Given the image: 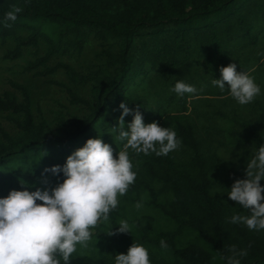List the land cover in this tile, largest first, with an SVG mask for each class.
I'll return each instance as SVG.
<instances>
[{
    "label": "trees",
    "instance_id": "obj_1",
    "mask_svg": "<svg viewBox=\"0 0 264 264\" xmlns=\"http://www.w3.org/2000/svg\"><path fill=\"white\" fill-rule=\"evenodd\" d=\"M13 4L22 11L6 20ZM8 37L15 43L6 57L44 43L45 53L25 69L42 75L62 69L72 87L89 85V94L66 86L82 113L60 115L58 134L35 120L28 88L9 81L0 112L13 115L15 131L0 125V198L24 186L34 191L62 183V172L44 170L63 167L89 138L99 136L116 156L126 143L113 130L121 103L139 107L145 124L170 127L182 141L167 156L128 150L135 183L70 264H115V255L127 254L132 243L148 250L151 264H227L231 245L247 249L241 264H264V231L230 223L233 214L248 212L227 195L264 143V0H0V40ZM93 38L100 48L85 72L64 62L49 65L54 55L82 54ZM229 63L255 78L261 94L254 102L240 105L227 86L221 92L212 85ZM181 79L198 92L178 96L171 89ZM131 120L125 117L126 128ZM124 219L131 233L108 236Z\"/></svg>",
    "mask_w": 264,
    "mask_h": 264
},
{
    "label": "clouds",
    "instance_id": "obj_2",
    "mask_svg": "<svg viewBox=\"0 0 264 264\" xmlns=\"http://www.w3.org/2000/svg\"><path fill=\"white\" fill-rule=\"evenodd\" d=\"M22 7L11 5L5 19L15 21ZM220 78L213 79L212 85L221 92L227 86L231 97L240 105H248L261 94L255 78L244 71H237L236 63L221 66ZM178 96L195 94L198 89L184 80H177L171 89ZM118 117L120 141H126L123 150L114 156L113 147L99 136L89 138L85 144L66 158V163L46 168L54 175L63 173L62 183L54 188L10 190L0 198V264H70L77 247L87 248L92 239V229L107 222L119 205V197L127 194L135 183L137 172L130 159L129 149L136 154L167 156L181 146V139L170 127L158 122L145 124L139 110L121 103ZM132 120L125 127V117ZM264 143L254 152L246 164L245 178L236 179L228 192L234 201L248 214H233L232 224H243L250 231H264ZM45 183L47 181L45 180ZM23 184V183H22ZM38 201L40 203H38ZM142 202L135 207L140 209ZM118 228L108 236L130 234L133 225L120 220ZM162 248H167L164 240ZM227 264H241L247 249L236 245L228 248ZM115 264H151L148 250L141 244L132 243L127 254L115 255Z\"/></svg>",
    "mask_w": 264,
    "mask_h": 264
},
{
    "label": "rangeland",
    "instance_id": "obj_3",
    "mask_svg": "<svg viewBox=\"0 0 264 264\" xmlns=\"http://www.w3.org/2000/svg\"><path fill=\"white\" fill-rule=\"evenodd\" d=\"M19 35L25 36L26 30H15ZM14 38L0 40V93L4 90L12 89L10 80L25 85L31 97V107L36 121L44 120L56 133L61 134L62 130L56 125L59 116L69 119L71 114L82 113V108L72 105L69 102L66 86H71L66 74L62 69H58L52 74L42 75L36 70H26L25 66L29 61L42 56L46 51V45L41 43L37 48L27 47L22 50V54L15 59L6 57L7 51L14 47ZM100 48L99 40L93 38L86 46L82 54L75 56L54 55L49 60V65L57 62H64L71 65L79 72H85L92 66L96 59L94 51ZM42 71V68H38ZM71 88L80 95L89 94V85ZM13 115L7 112H0V125L10 133L15 130L11 121Z\"/></svg>",
    "mask_w": 264,
    "mask_h": 264
}]
</instances>
